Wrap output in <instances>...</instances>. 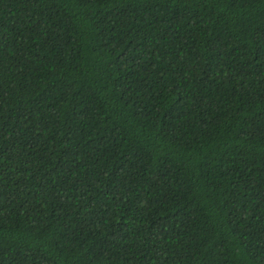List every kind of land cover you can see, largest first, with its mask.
Masks as SVG:
<instances>
[{
    "label": "trees",
    "instance_id": "trees-1",
    "mask_svg": "<svg viewBox=\"0 0 264 264\" xmlns=\"http://www.w3.org/2000/svg\"><path fill=\"white\" fill-rule=\"evenodd\" d=\"M0 264H264V0H0Z\"/></svg>",
    "mask_w": 264,
    "mask_h": 264
}]
</instances>
